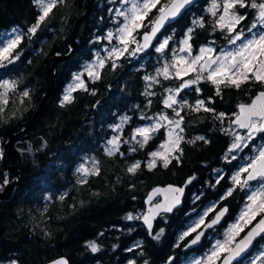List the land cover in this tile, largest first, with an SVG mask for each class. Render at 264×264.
Listing matches in <instances>:
<instances>
[{"label": "trees", "instance_id": "obj_1", "mask_svg": "<svg viewBox=\"0 0 264 264\" xmlns=\"http://www.w3.org/2000/svg\"><path fill=\"white\" fill-rule=\"evenodd\" d=\"M101 1L104 0H94L92 8ZM207 1L201 0L176 21L175 30L170 36L173 45L181 42L189 28L194 29L190 41L193 50L210 42H224L223 32L212 26L216 18L207 11ZM86 3L88 0H63L49 14L47 21L41 26V32L30 40L26 38L19 45L17 51L22 52L17 54L20 62L16 65L20 66L21 81L31 86V97L28 98L30 110L26 114L20 109V115L13 118L10 102L6 107L3 106L4 110L0 111L1 146L7 141L14 125L32 118L37 104L49 90L52 56L56 53L68 54L74 22L86 11ZM36 5L35 0H0V37L10 27H27L36 23L39 16V7ZM93 9L77 28L78 46L86 44L91 36L96 18ZM245 9L237 8L240 12ZM252 11L249 8L247 15L251 16ZM200 18L205 22L204 28L193 23ZM43 30L46 33L42 35ZM38 48H41L40 52ZM172 52L173 50L167 49L163 53L156 52L153 57L161 61L163 58H170ZM73 55L72 53L69 60L55 66L53 89L44 109L34 121L37 124L34 151H28L21 143L19 146L15 144L8 155L10 166H17L25 178L18 184L13 196L0 203V264H7L10 260H14L15 264H46L59 256H66L71 264H124L129 254L122 253L121 249L135 240L145 244L144 258H148L151 264H162L164 259L170 258L177 251V248L171 250L170 247L179 241L178 234L195 208L198 209L221 196L222 205L229 206L222 226L236 220L246 202L245 194L240 188H234L232 195L228 196L225 191L231 184L227 181V175L217 179L216 171L234 170L237 160L229 162L226 159L232 139L227 134L228 131H225L229 126V117L232 118L237 112L239 104L250 102L259 90H264V85L251 81L242 84L239 89L220 85L219 96L216 95V85L208 80H201L193 85L188 98L190 105L194 107V101L203 99L208 107L215 109V113L203 110L196 112L188 107L189 104L184 106L181 113L186 134L179 162L174 159L165 168L162 160H159L149 169V154L156 150L157 143L165 139L162 134L155 135L143 148L135 145V152L124 147L123 150L120 149L123 155L116 153L109 156L99 148L102 133L97 132V125L92 126V119L97 124V119L105 114V105H101V110H94L96 100L91 97L89 99L86 93H78L75 102L67 107L55 104V92L56 96L59 95L67 81L70 69L68 63L75 60ZM0 63L4 65L0 67L1 79L9 73L10 67L7 61ZM145 74H130L124 67L117 70L106 69L97 85L100 90L105 91H108V86H112L115 94L111 96L130 97L141 86L140 75L143 76V84L148 83L144 79ZM156 80L149 84L152 89L155 87L157 90L151 110L143 105L144 116L164 111L166 108L163 100L167 93L165 89L177 87L181 83L179 79H165L162 75L156 77ZM196 88L200 91H196ZM15 104L24 109L17 101ZM94 111L97 112L93 113ZM221 112L225 113L222 121L216 118ZM17 120L20 121L15 123ZM198 136H204L207 142L196 140L195 143H189ZM42 138L50 141L46 151L40 150ZM87 149V152L94 153L99 158L100 171L98 175L90 174L86 179L87 183H80L81 180L73 177L72 169ZM136 161H140V168L134 174L128 173L127 168ZM49 167L54 171L46 175ZM1 176L3 180L6 179L0 162V178ZM191 177L195 179L186 188L183 206L172 214L160 216L155 228L149 232L140 221V215L146 210L145 197L148 191L153 186L168 183L185 185ZM46 195L48 203L42 213L37 206L44 202ZM129 215L133 219L129 220ZM259 218L260 215L251 224L248 223L239 232L238 239ZM156 234H159V239L154 238ZM191 236L192 234L188 235L184 240ZM212 237L210 235L205 238L200 246L208 249ZM89 241H95L100 250L93 253L87 246ZM263 241L264 237L259 239L251 253ZM177 259L176 257L175 264L180 263Z\"/></svg>", "mask_w": 264, "mask_h": 264}, {"label": "snow or ice", "instance_id": "obj_2", "mask_svg": "<svg viewBox=\"0 0 264 264\" xmlns=\"http://www.w3.org/2000/svg\"><path fill=\"white\" fill-rule=\"evenodd\" d=\"M129 2L130 0H123L124 4H129ZM36 3L41 9V14L38 16L36 24L31 26L28 30L31 35L36 34L41 23L46 20L53 9L63 3V0H36ZM191 3L192 0H131L129 8L124 11H117V15L123 17L125 21L123 26L118 29V35L113 32H108L106 37L109 42H111L113 38L118 39L119 44L123 47H113L110 50H106L108 51V55L103 59L97 55L96 63L88 65L85 69L88 77L93 79V81L100 79V71L106 66L107 62H111L113 68L117 67L118 65L116 64V61L120 60L125 53H129V49L132 45H135V48H133L130 53L133 56L152 46L153 39L157 38V34L164 27L165 23L170 19L177 17L180 14L181 9ZM238 7L255 10V19L248 27V32L252 34L251 38H247L243 29L239 27L242 21L247 19V16L237 11ZM153 10H156L158 15L146 24L145 21L148 20L149 15ZM218 10H221L220 15H217ZM209 11L211 12V15L216 18L212 25L213 28L222 32L226 31L228 33L229 43L233 45H236L238 41L240 43L235 51L227 52L223 56L214 57V49L207 46L200 47L199 54L191 56L192 45L190 41L192 40L194 29L189 28L187 30L185 38L181 42L183 47H181L179 51L188 53L191 56V60L184 56H179L171 65V67L176 69L174 74L170 73L169 65L167 64H165L162 70L157 72V76L163 75L165 79L175 78L182 81L175 90L172 88L165 89L168 95L163 100L165 108L173 109L175 117H178V119H170L167 114H161L159 116V121L156 124L149 127L136 128L135 134L132 136V140H135L136 143L143 148L152 138V133L159 131L161 127H165L160 121L167 122V140L159 146L160 150L150 153V156L153 157V159L147 165L149 169L156 165V158L162 160L163 166L167 168L172 162V159H175L177 162L180 160L179 155H172V153L177 151L180 152V154L183 153V150L180 148L183 136L179 133L184 131L181 126L184 117L181 116L180 111H177L174 108V105H177L178 103L176 97L183 89L190 88L193 85L198 84L201 80H208L216 85V95L219 96L220 85L234 86L237 89H239L242 84L249 83L250 81L264 85V0H259V2L258 0H222V4H218L216 3V0H213L212 7ZM193 23L200 28L205 27L203 18L197 19ZM147 27H150V31L143 33V43H141V41L137 39L136 33ZM258 28L262 30L255 32L254 30ZM22 39L23 35L17 34L14 37L0 41V43L3 44V46L0 47V61L12 63L13 58H10L11 53L18 47ZM171 39L172 37L170 36L165 37L162 42L155 47V51L163 53L165 49L168 48ZM14 59H19V55L15 56ZM3 66L4 65L0 63V67ZM193 73L195 74L193 79H185V77ZM204 73H207V76H205ZM82 75V73L74 75V83L66 89L61 100L62 105L66 102H70L72 99L71 94L76 88L82 87L85 91L88 90L84 80L81 78ZM144 79L153 81L156 80V77L145 76ZM156 82L158 83L159 81L156 80ZM16 87L17 85L13 81L6 80L3 84H0V88L4 89L3 95L0 96V104L4 107L9 104L8 91L10 89L14 91ZM195 90L200 91L199 88H196ZM152 94L153 93H148V95ZM29 96L30 93L28 90H23L21 92L22 100ZM149 103L151 102L149 101ZM188 107L196 112L203 110L204 112L215 113V109L208 107L203 99L197 100L194 107L191 105H188ZM3 110L4 108L0 107V111ZM234 115L235 119L232 120L231 123L237 125L241 129H247V137L232 133V135L235 136V142L231 145L229 151L240 149L242 144L247 147V145L244 144L246 139L250 140L256 133L264 132V91H260L250 104L239 105V112ZM224 116L225 113L221 112L216 118L222 121ZM128 119L129 117H124L122 118V122H126ZM116 127L119 128L120 125H117ZM177 129L179 132L176 131ZM225 131L228 130L226 129ZM137 136L142 137V139L137 140ZM196 140L207 142L204 136H198L195 140L189 141V143H195ZM108 143L111 145V147L107 148V154L109 156H113L116 153H120V155L124 154L120 152L118 137H113ZM136 150L135 147L129 149V151L132 152H135ZM170 156L171 159L169 158ZM232 158L235 159V156ZM140 166V161H136L127 168V172L134 174ZM80 171L86 177L89 174L98 175L100 170L99 168H94L90 172L88 169L84 168L80 169ZM241 172L247 173V179H241ZM241 172H237L236 175L232 176V181L240 187H247L249 181L258 178L264 180V147H262L258 154L241 169ZM194 179L195 177H191L188 180V183H191ZM8 182L7 179L0 181V187L6 185ZM218 182L219 181H217V183ZM80 183H87V180L82 179ZM172 191L175 194L173 197V204H178L180 202L179 196L183 193V188H175L172 189ZM232 191L233 190H229L227 195L231 196ZM61 199H63V197H61ZM248 200L251 203L247 206V211L244 213V216L247 217L246 223H251V221L258 215L264 213V186L258 191L251 192L248 196ZM172 206V204L163 206V210L169 212L172 210ZM160 207L162 206L157 205V208ZM225 212H227V208H224L220 214L207 225V227L211 228L217 224ZM127 218L129 220L133 219L131 215ZM144 221L151 230L152 224L149 217L145 216ZM199 223L203 224V219H201ZM198 226L199 225H197V227ZM239 230L241 229L238 225H233V227L229 229L226 239L224 241L216 242V246L207 257L208 264H216V261L222 258L223 264H232L234 260L241 257L242 253H244L249 245L253 243V240L257 236L264 234V218L259 220L256 227L247 234V237L241 242V244L232 248L230 247V244L234 239L233 233L238 232ZM160 231L162 233L163 229ZM192 231L195 232L196 229L193 228ZM188 234L189 233H185V235ZM203 235V232L198 233L195 238L192 239L191 243L196 244ZM154 238L159 239V234H156ZM87 246L93 253L100 250L95 241H89ZM224 253H228V255L224 257ZM262 259H264V254H262ZM13 264H15V262H13ZM56 264H69V262L67 259L61 258L56 261ZM145 264H147V262H145ZM196 264H201V262L196 261Z\"/></svg>", "mask_w": 264, "mask_h": 264}, {"label": "flooded vegetation", "instance_id": "obj_3", "mask_svg": "<svg viewBox=\"0 0 264 264\" xmlns=\"http://www.w3.org/2000/svg\"><path fill=\"white\" fill-rule=\"evenodd\" d=\"M120 1L121 0H104L103 2L102 1L98 2L97 6L94 9L92 8L93 12L95 14L94 16H96V18H95V22L93 23L91 36L88 38L86 44H79L78 48L75 50V53H73L75 55V60L68 63L69 64L68 66H70V69L67 73L68 74L67 81L62 86V88L60 90L61 91L60 94L56 96L57 92H55V97H54L55 102H56L55 104H57L59 107H67L68 105L75 102L76 95L78 93H86L87 95H89L88 96L89 99L91 97L92 99L96 100L95 101L96 103L94 104V107H93L94 110H101V105H105V108H104L105 114L100 116L97 119V124L94 121L95 119H92V123H93L92 126L94 127V124L97 125L96 126L98 129L97 132L102 133L101 137L99 138L98 144H99V148H101V150L104 153H107L105 150L104 141L106 140L107 137H109L111 135H118V136H121V138H124L123 141L125 144H123L124 146L120 147L121 150H123L124 147L126 149H130V148L134 147L135 145H138V144H135V145L129 144V143H133V142H128V141H132V136L134 134L135 129L138 128L141 124H143L144 121H147V119H149L148 117L151 116V114L144 116V113H143L144 106L143 105L146 106L147 110H149V111L151 110L150 108H151V105L153 104L154 95H155L156 90H157V88H155V87H154V89H152V86L149 85L150 82H152V81L147 80L148 83L146 85L143 84V76L142 75H143V72H145L146 73L145 76H152L150 74H153V67H155V65H157L156 62H158L157 59H155L153 57V54L156 53L155 47L158 46V44L162 41V37L172 36V34L175 30L174 24L176 23V22H174L172 24H169L167 27H165L163 29L162 33L159 35V37H157L158 39L153 44L151 49L144 50L142 52L137 53L135 55L136 57L134 60H131L132 56L126 57L129 53H125V55L120 60L116 61V64L118 65L117 67L113 68L111 62H107L106 66L100 71V79L93 81V79L88 77L86 72H83L84 78L87 80L85 85L87 86L88 90L85 91L84 88H82V87L76 88V90L73 91L71 94L72 99L70 100V102H66L62 105L61 100H62V97L64 95V92H65L64 90L66 88V85L70 80V77L75 75V73L78 71H84L86 64L89 65L90 63L91 64L96 63L97 55H99V57L101 59L107 57V55L103 56L101 53L94 55L95 51L93 52V50L97 47H99V49H101L100 47L102 45L107 44L106 43L107 40H104V39L101 40V39H102V37L105 36L106 30L108 29V27L113 26L114 22H111V17H112L111 10L113 8H115L120 3ZM35 4H37L36 0H35ZM36 6L39 7L38 4ZM93 7H94V5H93ZM188 11H190V10H188ZM186 12L187 11H185V13ZM40 14H41V9L39 7V15ZM157 15H158V12L156 10H153V12L149 15V19L152 20ZM46 21H47V18L43 23H41L40 28L37 30L35 35H37V34H39V32H41V26ZM34 24H36V23H34ZM33 25H30L27 27H23V26L10 27L9 28L10 30L8 31L9 33L7 35V38H9L8 36H10V34L14 33L13 30H17L20 32V34L23 35V39L21 40L20 44L22 42H24V40L26 38L28 40H30L34 35H31L28 30ZM148 30H150V27L139 30L138 33H136L137 39L141 41L140 38H142V34ZM54 32H55V30H54ZM45 33L46 32L43 30L42 35ZM44 38H46V37H44ZM28 44H29V42H28ZM19 45L11 53L10 58H13V62L9 63V67H10L9 69L10 70H9V73L5 76V78L9 79V81H13L17 85V87L14 91L10 89L8 92L9 102H10L9 108L11 110V116L13 118L18 117L22 111H23V113L27 114L30 110V105H28L29 104L28 98L31 97V93H30L31 92V86L29 84H26L25 82L21 81L22 76L20 73V71H21L19 68L20 66L16 65V63L20 62L19 61L20 56H19V59H14V57L17 56V54L22 52L19 50L17 51V49L19 48ZM132 46H135V45H132ZM130 49H129V52H130ZM167 49H169V50L173 49L172 40L169 41V46H168V48L165 49V51ZM37 50H38V52H40L41 48H38ZM149 64H151L150 68H149ZM119 67H124L125 69H127L130 72V74L133 72H141L142 73V75H140L141 76V86L139 85L138 89L130 97H121V96H115V95L111 96L112 94H115V90L112 89L113 88L112 86H108L107 87L108 91H105L102 89L100 90V87L97 85L98 82L101 81L103 74H104V71L106 69L117 70ZM60 76L62 77V75H60ZM23 90H28L30 93V96L28 98H23V100H22L21 99V92ZM148 93H153V94L148 95ZM16 101L20 106H24V109L20 108L18 105H16L15 104ZM149 101L151 103H149ZM183 107L184 106H182V109H183ZM20 109H21V112L19 113L18 111ZM171 110H173V109H169V108L164 109L165 112H170ZM176 110L180 111V114L182 116V113H181L182 110H181V107L178 106V104L176 105ZM95 112H97V111H94L93 113H95ZM124 117H129V119L126 122H122V118H124ZM92 118H93V116H92ZM19 121L20 120H17V121H15V123H18ZM117 125H120V127L117 128L116 127ZM181 126L184 129V131L182 132V136L185 137L184 136L186 134L185 124L184 125L182 124ZM36 128H37V124H36V122H34L33 125H31L28 129H25L21 134L18 135V137L13 142V146L15 144L19 146L21 143H23L24 147H26V149L28 151H30V152L34 151V149H35L34 148V141H35V138L37 136V135H35V133L37 132V130H35ZM166 129H168V128H166V126L161 127L159 129V131L152 134V138H154L155 135H159V134L166 136L165 134L168 131ZM20 130H21L20 128H17L16 132H19ZM48 140H49L48 138L47 139L42 138V141H41L42 143H40L41 144L40 150L46 151L49 148L50 141H48ZM163 141L164 140L157 143V148H159V146L161 145V143ZM183 141H184V138L180 143L181 149H182ZM1 147H3V145ZM29 148H30V150H29ZM87 151H89V150L88 149L85 150L83 154H91V155L94 154V153H90ZM172 155L181 156L180 152H178V151L174 152ZM80 158H78V159H80ZM169 158L171 159V157H169ZM98 159L99 158H97V164L99 166L100 161ZM159 160L160 159H158L157 161H159ZM172 160H174V159H172ZM4 174H5L7 180H11L14 178L13 174H10L8 172H6ZM2 181H3V179H2ZM225 205H227V204L222 205V200H220L218 202V204L216 205V207L213 208V210L207 216L206 221L210 220L212 218V216L216 213V211H218L219 208H221L222 206H225ZM196 209L197 208H195L194 210H196ZM143 213H144V211H143ZM143 213L141 214V216L143 215ZM201 227L199 229H201ZM209 236H210V234L208 233L206 238H208ZM187 242H188V239L178 241L176 244L171 245V247H170L171 250L177 248V251L171 255V256H174V259L170 264H175L176 257L178 258L177 261H181V259L188 258L189 255L202 254L203 252L206 251V247H203V246H199L198 248H195V249H187L185 247ZM144 245L145 244L142 241L135 240V241L131 242L130 245L121 249L122 253L129 254V257L125 260L124 264H145V262H147V264H151L148 258H144V253H145V250L143 249ZM108 254H110V252H108ZM225 254L226 253H224L223 255H225ZM245 259L246 258H244L238 264H242ZM167 260H169V258L164 259L162 264H166L168 262ZM220 261H221V259H220ZM13 262H14V260H10V261H8L7 264H12ZM4 264H6V263H4Z\"/></svg>", "mask_w": 264, "mask_h": 264}, {"label": "rangeland", "instance_id": "obj_4", "mask_svg": "<svg viewBox=\"0 0 264 264\" xmlns=\"http://www.w3.org/2000/svg\"><path fill=\"white\" fill-rule=\"evenodd\" d=\"M258 2H259V0H258ZM216 3L222 4V0H216ZM130 4H131V0H130L129 4H124L123 3V0H121L120 3L115 8H113L111 10V13H112L111 22H114V24H113V26L108 27V29L106 30L105 36L102 37V39H101V40H103V39L104 40H107L106 41L107 44L102 45L100 47L101 49H99V47L95 48L93 50V52L95 51L94 52V55H97V54L101 53L103 56H105V55H108V51H106V50H110L113 47H123L122 45L119 44L118 39L113 38V40L111 42H109V40L106 37H107L108 32H113L114 34H117L118 35V29L123 26V23L125 21H124V18L123 17L117 15V11H124V10H126L127 8L130 7ZM212 4H213V0H208L207 1V4H206V9H207V11L210 14H211V12L209 11V9L212 7ZM248 9L249 8H246L245 11H243V12H240L239 10H237V11H239L241 14H245L247 16V18H249V20L246 19L248 21H246V20L242 21V23H241V25L239 27L243 29V31L245 32V35H246L247 38H251V35L252 34L248 32V27L253 23V21L255 19V10L252 11L253 13L250 16V15H247ZM220 14H221V10H218L217 15H220ZM149 21H150V19L148 18V20L145 21V23L147 24V22H149ZM260 30H262V29H259L258 28V29H255L254 31L255 32H258ZM17 34H20V32L17 31V30H15L14 33L13 34H10V36H8V37L9 38L10 37H14ZM222 35L225 38V40H224V42L222 44H218V43H214V42L211 43L210 42V43H207V44H205V45H203L201 47L207 46V47L213 48L214 49V57L215 56H223L227 52L235 51L240 42L238 41L236 45H233V44L229 43L228 33L226 31L223 32ZM164 38L165 37H162V40ZM184 38L185 37H183L182 40ZM182 40H181V42H182ZM181 42L178 43L176 46L173 45V49H172L173 50V52H172L173 54H172V56L170 58H167V59L166 58H163L161 60L162 62L160 60L157 62L158 64L155 65V67H153V74H152V76L155 75V77L158 78L157 72L160 71V70H162L164 68L165 64L169 65V71H170V73L174 74L176 69L173 68V67H171V65H172V62L177 57L184 56L187 59L191 60V56H195V55H198L199 54V49L200 48H197V50H193L192 49L191 56L188 53L180 52L179 49L181 47H183V45H182ZM133 48H135V46H132L131 47L129 54L126 56V57L132 56L131 57V60H134L135 57H136V56H133V55L130 54ZM87 66H88V64H86L85 69L87 68ZM83 72H86V71L85 70L84 71H78L75 74H77V73L84 74ZM204 75L207 76V73H204ZM194 77H195V74L193 73V74H190L189 76L185 77V79H193ZM81 78L84 80L85 83L87 82V80L84 78V75H82ZM6 80L9 81L8 78H5V77L1 78L0 79V84H3V82L6 81ZM73 83H74V75L72 77H70V80L67 83L66 88H65L64 91H66V89L69 86H71ZM181 83H182V81H181ZM177 87H173L172 89L175 90ZM192 87L187 88V89H183L179 93V95L176 97V99L178 101L177 104L181 108H182V106H186L188 104L190 105V102H189V99L188 98H190L189 92L192 90L191 89ZM3 93H4V89L3 88H0V96H2ZM64 94H65V92H64ZM167 95H168V93H166V97H167ZM185 101H186V104H185ZM196 101L193 102L194 105L196 104ZM0 106L3 107L2 104H0ZM174 108L176 109V105H174ZM161 114H167L170 119H178V117H175V113H174L173 110H171L170 112L159 111V112H156V113L151 114V116L148 117L149 119H147V121H144V123L141 124L139 127H149L151 125L156 124L159 121V116ZM234 114H236V113H234ZM234 114H233V117L232 118L229 117V121H228L229 122V126H227V130H228V133L227 134H229L232 137V139H231V144H230V146L228 148V151L226 153V159L229 160V162H232L233 161V158L232 157L235 156V159L237 160V162H236V165H235L234 170H232L230 172H226V171H224V169H220V170L216 171L217 172L216 173V178L217 179H221V178H223V177H225L227 175V181L230 182L231 186L229 188H227L225 192H228L229 190H232L234 188H240L241 192L245 194L244 197L246 199V202L244 203V205L242 207V210L240 211V213L236 217V220H233L231 222H228L225 226H222L221 225L217 229L212 230V232L211 231L209 232V234L212 235L213 237L211 238V243L209 245V248L206 249L205 252H203L202 254H192V255H189L188 258L181 259V261H180L179 264H196V261H200L201 264H208L207 257L210 255L211 251L216 246V242L217 241H224L226 239L227 233L229 232V229L232 228L233 225H238L241 230H239L238 232H234L233 233L234 239H233L232 243L230 244V247H232V245H234L235 242H236V240L238 239L237 236H238L239 232H241L246 227V225H248V223H246L247 217L244 216V213L247 211V206L251 203L248 200V196L251 194V192L258 191V190L261 189L262 186H264V180H262V179H257L256 181L248 182V186L247 187H240V186L236 185L232 181V176L236 175L237 172H241V169L247 163H249V161L251 159H253L258 154L259 150L262 147H264V134H263V132H260V133H256L252 139H250V140L249 139H246L244 141V144H246L247 147H245L242 144L240 149H236V150H233V151H229V149L231 148V145L235 142V136L232 135V133H236L237 135H241V136L247 137V130H245V131L244 130H241L239 127H237V126H235V125H233L231 123L232 119L235 116ZM160 123H163L166 126V128H168L166 121H160ZM166 130H168V129H166ZM176 131L179 132L178 129ZM167 133H168V131H167ZM167 133L165 134L166 136H164L165 139H164V141L162 143H164L167 140ZM261 133L263 135H261ZM134 134H135V131H134ZM179 134L182 136V133H179ZM113 137H118L119 138V148L121 146H124L123 144H125L124 141H123L124 138H121V136L111 135V136L107 137L106 140L104 141V146H105L106 152H107V148L108 147H111V145H109L108 142L110 140H112ZM136 139L137 140H141L142 137L137 136ZM128 142H133V143H129V144H132V145L137 144L135 140L128 141ZM1 148L2 147L0 145V149ZM29 150H30V148H29ZM157 150H160V148H157L156 151ZM152 159H153V157H151L150 154H149V159H148L147 162H150ZM158 159L159 158H156V163H157V160ZM74 165L75 166L72 169V173L74 175L73 177L75 179H77V180L87 179L88 176L90 175L89 174V175H87L85 177V175L80 171V169L86 168V169H88L91 172L92 169L98 168L97 158H96V156L94 154H92V155L91 154H82L81 155V158L78 159L77 162H76V164H74ZM50 171L53 172L54 169L52 167L47 168L45 174L48 175ZM245 174L246 173L241 172V179L242 180H245ZM222 196H223V194H222ZM194 197H196V195ZM220 199H221V196L217 197V199H213V200L209 201L206 205H204V206H202V207H200V208L192 211L193 213H192L191 217L186 222V225L184 226V228L180 231V234H178L179 235V241L184 240V238L187 237L189 234H194L195 232H197L199 230V228L201 226H203L206 223L205 221H206L207 216L210 214V212L213 210V208L216 207V205L218 204V202L220 201ZM46 203H48V195H46L44 197V202L42 203L43 205L40 204V205L37 206L38 211H40V212L43 213L46 210V205H47ZM261 214H263V213H261ZM261 214H260V216H261ZM213 216H212V218H213ZM140 217H141V215H140ZM201 219H203V221H204L203 224H200L199 223ZM252 221H251V223H252ZM251 223H249V224H251ZM197 225H199V226L197 227ZM193 228L196 229L195 232L192 231ZM185 233H189V234L188 235H185ZM262 254H264V241L259 244V247L255 250V252L251 253L250 256L248 255L246 257V259L244 260V262L242 264H264V259H262ZM219 261L220 260H217L216 261V264H219Z\"/></svg>", "mask_w": 264, "mask_h": 264}, {"label": "water", "instance_id": "obj_5", "mask_svg": "<svg viewBox=\"0 0 264 264\" xmlns=\"http://www.w3.org/2000/svg\"><path fill=\"white\" fill-rule=\"evenodd\" d=\"M94 0H88V3L87 4V9L86 11L80 15V17H78L75 22H74V25H73V30H72V34H71V38L69 40L70 42V45H69V52L68 54L67 53H56V54H53L52 56V63L51 65L49 66L50 69H51V79L50 80V85H49V90L46 91L47 93L45 95L42 96L39 104H37V108L35 110V113L34 115L32 116V118L27 121V122H23V123H20V124H17V125H14L12 127V129H10V134H9V137L7 139L6 142H4L3 144V147L0 149V162H1V168H2V173H10V174H13L14 175V178L11 179V180H8L9 182L6 184V185H3L2 187H0V203L4 200H9L12 196H13V192L16 190L17 186L19 183L23 182L24 181V178H25V175L18 169L16 168L17 166L15 165H11L8 163V155L10 154L11 150H12V147H13V142L15 141V139L18 137L19 134H21L25 129H28L32 123L36 120L37 116H39V114L41 113V111L44 109V104L47 100V98L49 97L50 95V91H52L53 89V84H54V80H55V69H56V65L61 63V62H64V61H67L69 60V58L72 56V53L75 52V50L78 48V41H77V32H78V29L79 26L81 25V23L83 22V20L87 17V15L90 14L91 10H92V7H93V2ZM201 0H192V3L191 4H188L186 5L183 9H181L180 11V14L173 18V19H170L169 21H167L164 25V27L161 29V31L157 34V37H159V35L162 33L163 29L165 27H167L169 24H172L174 22H176L184 13L185 11H188L190 10L192 7L198 5V3L200 2ZM150 31V30H148ZM147 32V31H145ZM143 36V34H142ZM141 39V43H143V39ZM158 38H154L153 41H152V46L153 44L156 42ZM150 46L149 48H147L146 50H149L151 49ZM260 91H264V90H259L255 95L254 97L252 98V100L255 98V96L260 92ZM252 100L248 103H241V104H250L252 102ZM239 104V105H241ZM239 105L238 107L236 108L237 109V112L236 114L239 112ZM235 119V116L232 120ZM233 124V123H232ZM235 125V124H233ZM237 126V125H235ZM238 127V126H237ZM17 128H20L21 130L19 132H16ZM241 129V128H240ZM241 130H247V129H241ZM3 177L0 178V181H2ZM245 179H247V173L245 174ZM259 179V178H258ZM189 180V179H188ZM188 180L186 181L185 185H177V184H173V183H168V184H164V185H156V186H153V188H151L146 197H145V204H146V210L144 211L143 215L140 217V221H141V224H143L147 230L152 231L155 226H156V222L158 221L159 217L162 216V215H165V214H172L174 213L176 210L180 209L182 206H183V203H184V197L186 195V188L188 186ZM257 180V179H256ZM256 180H253V181H256ZM253 181H249V182H253ZM171 186V188H170ZM175 188H183V193L179 196V200L180 202L178 204H173V197H174V193L172 191V189H175ZM172 204V210L169 211V212H166L163 210V206H167V205H170ZM157 205H160L162 207L160 208H157ZM224 208H227V212H225L223 214V216L221 217L220 221L215 224L213 227L209 228L207 227L208 224H210L212 222V220H214L216 218L217 215L220 214V212L224 209ZM229 212V207L227 205L225 206H222L221 208H219L218 211H216V213L214 214L213 218H211L210 220L206 221V223L201 227V229H199L197 232H195L194 234H192L191 238L188 240L187 244L185 245V247L187 249H195V248H198L202 243L203 241L205 240V238L207 237V233H209L210 231L212 232V230L214 229H217L218 227H220L221 225H223L224 223V220L227 216ZM145 216H148L150 221H151V224H152V228L151 230L148 228V225L145 223L144 221V217ZM264 218V213L262 214L261 218L257 219V221L255 223H253L249 230H247L246 232H244V235L241 236L236 242L234 245H232V248H235L237 245L241 244V242L247 237V234L253 229L256 227V225L258 224L259 220ZM200 232H203L204 235L201 236L200 240L196 243V244H192L191 241L192 239L195 238V236L200 233ZM264 237V234H262L261 236H257L254 240H253V243L251 245H249V247L245 250L244 253H242V256L241 257H238L237 260H234L232 262V264H238L240 263L244 258H246L248 255H250L251 251L254 249L256 242L263 238ZM228 255V253H226L225 255H223L224 257H226ZM61 258H64V259H67L69 264L70 263V260L66 257V256H59L49 262H47L46 264H56V261L60 260ZM174 259V256H171L169 258V260H167L168 262L166 264H170ZM219 264H223V258L221 259V261L219 262Z\"/></svg>", "mask_w": 264, "mask_h": 264}]
</instances>
